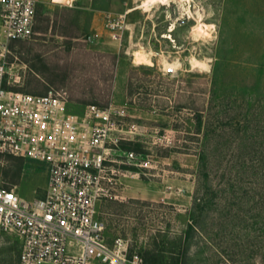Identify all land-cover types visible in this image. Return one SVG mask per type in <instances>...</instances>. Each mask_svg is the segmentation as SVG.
<instances>
[{"label": "rangeland", "instance_id": "rangeland-1", "mask_svg": "<svg viewBox=\"0 0 264 264\" xmlns=\"http://www.w3.org/2000/svg\"><path fill=\"white\" fill-rule=\"evenodd\" d=\"M146 3H40L45 30L9 43L14 84L4 86L64 88L71 113L107 102L127 110L124 128L136 133L122 143L144 148L131 162L122 143L112 151L122 171L98 202L109 243L123 237L131 251H160L157 264H264V0ZM120 15L126 28L116 39L106 22ZM48 175L34 159L0 163V187L15 185L27 200L44 195ZM76 249L69 241L68 252ZM20 250L16 235L0 233V264H17Z\"/></svg>", "mask_w": 264, "mask_h": 264}, {"label": "built area", "instance_id": "built-area-1", "mask_svg": "<svg viewBox=\"0 0 264 264\" xmlns=\"http://www.w3.org/2000/svg\"><path fill=\"white\" fill-rule=\"evenodd\" d=\"M0 163L6 157L34 159L49 166L48 186L41 197L27 200L15 185L0 187V233L21 240L17 264H147L132 252L129 240L106 239V223L98 202L112 196L121 168L112 157L122 140L133 138L134 125L124 128L127 110L110 103L88 104L80 114L68 111L64 88L44 95L9 89L8 45L34 34L36 0H0ZM116 39L126 28L125 16L106 22ZM17 82V79L15 80ZM129 162L136 153L125 151ZM69 241L77 249L68 252Z\"/></svg>", "mask_w": 264, "mask_h": 264}, {"label": "trees", "instance_id": "trees-1", "mask_svg": "<svg viewBox=\"0 0 264 264\" xmlns=\"http://www.w3.org/2000/svg\"><path fill=\"white\" fill-rule=\"evenodd\" d=\"M69 10V9H68ZM46 18V15L45 14H42V12H41V10H40V8H38L37 10H36V15H35V21H34V34H33V36H35V35H37V34H39V33H42V32H44V30H45V27H44V24H43V22H44V19ZM42 23V24H41ZM70 33V34H69ZM66 35L67 36H72L73 37V34H71V32H66ZM25 43V40H14V41H12V45H11V47L13 48V46L15 45V44H19V45H23ZM7 87V86H6ZM9 89H13V90H18V88L17 87H8ZM25 92H29V93H33V94H38V95H43L44 93H37V92H34V91H32V90H28V89H26V90H24ZM71 97V96H70ZM71 99V98H70ZM96 105H98V106H100V107H106L107 105H108V102L107 103H96ZM122 148H123V150H125V151H132V152H134V153H136V154H139V153H141V152H143V148H144V145L142 144V142L139 140V139H137V140H132V141H129V142H123L122 143V146H121ZM133 169H135L134 167H133ZM198 207H200V209H202V207L203 206H199V204H198ZM101 218V217H100ZM191 224L189 225L190 226V228H192L193 227V221H196V219H195V214L194 213H191ZM132 252H134V251H132ZM135 252H137V251H135ZM160 251H153V250H148V251H146V253L145 254H143V253H140V252H137V253H139L143 258H144V260H145V262L147 263V264H157V263H159L160 261H162V259H163V254L162 255H160V253H159ZM167 264V263H166ZM171 264H178V260L176 261V260H174L173 261V263H171Z\"/></svg>", "mask_w": 264, "mask_h": 264}, {"label": "bare ground", "instance_id": "bare-ground-1", "mask_svg": "<svg viewBox=\"0 0 264 264\" xmlns=\"http://www.w3.org/2000/svg\"><path fill=\"white\" fill-rule=\"evenodd\" d=\"M181 1V0H180ZM153 2H156V0H147V3L145 4L146 6V10H149V5L150 3H153ZM198 33H205L206 35L208 34L209 35V32H207L204 28H200L199 32ZM205 36V35H204ZM171 61V60H170ZM179 64V63H178ZM181 64V63H180ZM193 65L194 67H202V68H208L209 64L207 61H203V60H199V59H195L193 61ZM169 70H176L177 68V62H169V60H165V65ZM165 67V68H166ZM166 70V69H165ZM168 70V71H169Z\"/></svg>", "mask_w": 264, "mask_h": 264}, {"label": "crops", "instance_id": "crops-1", "mask_svg": "<svg viewBox=\"0 0 264 264\" xmlns=\"http://www.w3.org/2000/svg\"><path fill=\"white\" fill-rule=\"evenodd\" d=\"M36 1H37V9H38V8H40V3H44L46 0H36ZM42 14H43V12H42ZM1 30H2V17H1V9H0V35H1ZM39 34H41V33H39Z\"/></svg>", "mask_w": 264, "mask_h": 264}]
</instances>
